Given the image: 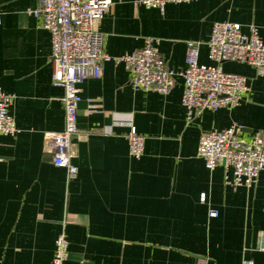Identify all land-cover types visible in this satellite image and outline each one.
Here are the masks:
<instances>
[{"label": "crops", "instance_id": "0c3cea01", "mask_svg": "<svg viewBox=\"0 0 264 264\" xmlns=\"http://www.w3.org/2000/svg\"><path fill=\"white\" fill-rule=\"evenodd\" d=\"M112 1L97 25L105 52L121 58L156 38L175 86L135 92L125 62L103 63L101 78L80 85L78 176L69 183L45 146L46 132L63 130L65 106L52 80L51 35L35 15L42 0H0V86L14 95L18 128L0 134V264H52L62 233L67 264H264V172L253 187L235 186L230 167L208 169L198 155L203 133L234 128L249 140L264 130V75L223 63L247 77L250 93L191 121L180 75L189 41L200 43V64H211L207 41L218 21L245 33L255 25L264 41V0H193L163 12ZM132 128L145 137L140 158L130 154Z\"/></svg>", "mask_w": 264, "mask_h": 264}, {"label": "built area", "instance_id": "2783aa9c", "mask_svg": "<svg viewBox=\"0 0 264 264\" xmlns=\"http://www.w3.org/2000/svg\"><path fill=\"white\" fill-rule=\"evenodd\" d=\"M193 0H136L140 5L163 12L168 3H190ZM112 0H42L35 11L40 26L51 35L52 80L64 89L65 123L60 132H46L45 146L53 152V162L64 168L70 183L78 176L73 139L79 132L80 85L89 78L103 76V63L125 62L130 72V85L135 91L168 94L175 86L176 73L168 67L158 48V39L147 38L145 45L121 58L110 57L104 49L105 35L97 30ZM210 65L200 64V43L187 42L186 68L180 72L185 82L182 104L188 120L205 110L236 107L251 87L247 77L226 72L225 62L249 64L264 75V41L255 25L245 33L242 26L230 21L214 23L208 41ZM14 95L0 86V134L14 135L18 128L9 109ZM130 154L140 158L145 151V137L135 128L127 135ZM198 155L208 169L218 164L230 167L235 186L253 187L264 172V130L256 131L249 140L236 135V129L213 130L201 135ZM205 200V194L202 195ZM212 216L216 212L210 213ZM259 249L264 250V239ZM68 241L64 233L56 240L52 264H67ZM243 264H257L244 261Z\"/></svg>", "mask_w": 264, "mask_h": 264}]
</instances>
